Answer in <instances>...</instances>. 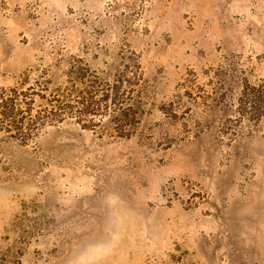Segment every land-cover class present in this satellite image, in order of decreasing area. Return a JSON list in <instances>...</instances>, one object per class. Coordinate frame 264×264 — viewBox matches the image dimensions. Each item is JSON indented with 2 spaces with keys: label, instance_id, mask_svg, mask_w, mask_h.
<instances>
[{
  "label": "rangeland",
  "instance_id": "374dc122",
  "mask_svg": "<svg viewBox=\"0 0 264 264\" xmlns=\"http://www.w3.org/2000/svg\"><path fill=\"white\" fill-rule=\"evenodd\" d=\"M0 264H264V0H0Z\"/></svg>",
  "mask_w": 264,
  "mask_h": 264
}]
</instances>
